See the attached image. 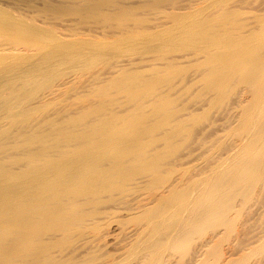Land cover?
Instances as JSON below:
<instances>
[{
  "label": "rangeland",
  "instance_id": "1",
  "mask_svg": "<svg viewBox=\"0 0 264 264\" xmlns=\"http://www.w3.org/2000/svg\"><path fill=\"white\" fill-rule=\"evenodd\" d=\"M6 1L35 32L20 65L38 71L6 93L36 105V132L52 142L87 126L116 127L124 130L117 143L131 145L109 147L99 162V184L109 188L83 209L96 214L95 224L84 218L94 236L84 228L83 241L62 243L64 254L79 264H264V0ZM62 144L50 156L73 148ZM252 157L261 164L250 184L225 194L231 208L221 223L214 216L178 248L164 242L160 256L146 254L147 240L170 231L166 218L197 209L212 182L244 173Z\"/></svg>",
  "mask_w": 264,
  "mask_h": 264
},
{
  "label": "bare ground",
  "instance_id": "2",
  "mask_svg": "<svg viewBox=\"0 0 264 264\" xmlns=\"http://www.w3.org/2000/svg\"><path fill=\"white\" fill-rule=\"evenodd\" d=\"M86 1L95 2L96 5L99 3L98 0ZM100 1H105L103 2L105 4L112 3L109 0ZM44 4L50 5L51 2L44 0ZM8 6L9 3L6 0H0V264H79L75 261L77 256L71 257L72 252L66 253L71 254L69 257L66 256L62 247L69 240L75 245L80 243V239L82 240L86 234L84 228L86 231L88 229L85 223L87 220L85 221L84 218L88 214H91L90 217H86L88 220L96 217V214L93 216V213H86L83 209L87 206L94 208L95 204L97 206L98 193L109 188L99 184V180L104 175L99 162L106 155L111 154L109 147L113 146L115 153H126L130 151L131 145L117 143V138L123 134L124 130L116 127L112 128L110 134L104 126L99 128L87 126L82 133L74 135L67 133L59 140L52 142L51 137L43 131L36 132V118H32L36 116L34 115L36 105L29 104L27 107H22L19 97L12 100L6 93L11 81L16 86L14 89H17L19 87L17 82H20L23 73L28 72L33 77L38 71L35 63L21 71L20 64L24 61V57H30L28 46L31 43L29 41L35 38V32L23 30V24L27 18L23 20L21 15L14 16L15 14L8 12L10 9ZM23 51L26 53L24 54ZM7 60L10 61L8 69ZM10 75L13 77L11 78ZM125 86L128 87V85ZM101 110L102 106L98 110L92 109L76 118H81L78 119L80 121L85 118L87 120L90 113L97 115ZM114 118L118 117L114 116ZM139 125H136L134 131L139 129ZM64 133L66 132L61 134ZM71 136L76 140H71L69 138ZM64 139L72 142L73 148L65 154L50 156L57 147L64 146L62 144ZM88 148L89 151H87ZM256 164L257 167H254ZM259 164L261 161L252 157L250 167L244 168V173H237L238 170H235L229 178L212 182L213 193L204 191V199L197 209L189 212L190 210L186 208L184 210H188L189 213L181 216L183 210L179 217L175 214V220H169L172 216L169 219L166 218L165 221L169 222L168 226H172L170 231L165 234L161 243L147 240L144 249L146 254L151 248L156 250L157 256V251L164 242L168 247L178 248L184 242H188L190 236L214 216L215 222L221 223L222 215L226 211L228 213V208H231V203L229 207L224 200L225 194L228 190L230 193V190L238 188L242 183L250 184L248 174L253 168L258 169ZM114 165L117 170L122 166V162L117 161ZM147 170L148 168H145L144 171ZM119 174L123 176L122 173ZM182 201L183 197L179 202L182 203ZM90 207L87 209H91ZM178 207L181 209L180 206ZM84 225L86 227H83ZM89 232L94 236L93 230ZM73 234L76 237L72 236ZM95 237L97 239V235ZM77 238L79 242L75 241ZM62 243H64L63 246ZM56 246L63 249L62 256L59 254L60 249L58 250ZM53 249L60 258L55 256ZM152 260L155 264L156 259ZM86 262L80 264H86ZM91 262L89 261L88 264ZM150 264H153L152 261Z\"/></svg>",
  "mask_w": 264,
  "mask_h": 264
}]
</instances>
